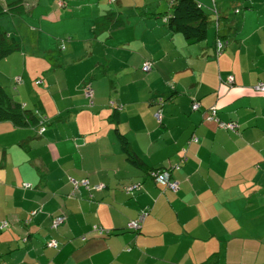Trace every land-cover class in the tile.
Here are the masks:
<instances>
[{
	"label": "crops",
	"instance_id": "obj_1",
	"mask_svg": "<svg viewBox=\"0 0 264 264\" xmlns=\"http://www.w3.org/2000/svg\"><path fill=\"white\" fill-rule=\"evenodd\" d=\"M20 1L0 86L45 123H0V264H264V0H195L212 19L201 43L169 31L171 0ZM111 13L125 23L105 28Z\"/></svg>",
	"mask_w": 264,
	"mask_h": 264
},
{
	"label": "trees",
	"instance_id": "obj_2",
	"mask_svg": "<svg viewBox=\"0 0 264 264\" xmlns=\"http://www.w3.org/2000/svg\"><path fill=\"white\" fill-rule=\"evenodd\" d=\"M171 1H172L171 4L172 13L168 15V19H167V27L169 31L175 34L182 35L184 39L192 43L204 42L207 38L208 31L212 24L211 15L209 13H206L205 10L203 9V6L200 3L196 2L195 0H171ZM60 3H62V5H60ZM63 4H64L63 1L59 2L60 6H63ZM26 12L27 9L24 3L20 0L11 3L7 6H3L2 4H0V62L7 59L9 56L13 55L14 53L19 52L22 47L20 43H12L9 41L8 33L4 30L1 20L8 16H13L16 14L22 15ZM100 19H102L103 22L105 23V28H110V29L119 28L125 23L124 19L119 17V15H117L116 13L104 15ZM98 28L101 29L100 23ZM208 113H209L208 117H210L209 109H208ZM1 122H10L17 127L36 126L39 127V130H41L42 128H44L43 125L45 123V120L40 119L39 113L33 112L32 110H28L22 104L16 102L9 95L7 90L3 86H0V123ZM238 130L239 127L236 131H234V133L237 132ZM117 135L121 144V149L123 153L126 155L127 160L134 166L142 167L144 163L140 161L134 154L131 153L129 142L126 139V137L120 134L119 131L117 132ZM157 170H162V169H157ZM153 171L156 170L150 171L149 172L150 176ZM99 230L101 232L104 231L103 228H99Z\"/></svg>",
	"mask_w": 264,
	"mask_h": 264
},
{
	"label": "built area",
	"instance_id": "obj_3",
	"mask_svg": "<svg viewBox=\"0 0 264 264\" xmlns=\"http://www.w3.org/2000/svg\"><path fill=\"white\" fill-rule=\"evenodd\" d=\"M109 2H114L115 0H108ZM60 5H62V3H60ZM226 43L222 42L221 40H219L216 44V51L217 54H220L224 48ZM151 70V64H146L143 68L144 72H149ZM227 83L229 85L234 84V78L233 76H229L228 77V81ZM255 91L260 92L262 94H264V81L258 83L255 86ZM86 94L88 96H91L92 93L90 90H88L86 92ZM193 110L197 111L200 109V104L199 103H194L193 104ZM210 112V117L209 119L212 121H216V123L218 124L220 129H224V130H229V131H236L238 129V125L234 122H224L222 121L219 117H218V109L216 107H212L209 109ZM161 113L160 111H158L155 114V118L160 122L161 121ZM44 132V128H42L40 130V133ZM171 171L167 170V169H162V170H156L153 171L151 176L153 177L154 181L162 186H164L166 189H169L173 192H177L179 190V182L177 180H173L171 177ZM75 185H78L77 181H73ZM83 184H87L85 181L83 182ZM138 189V185H132V186H128L125 188L127 193H132L134 190ZM147 213H141V215L139 216V218L137 220H133L131 223H129V229L133 230V231H140L142 229V225L144 223V220L146 218ZM65 216L64 215H60L59 217H57L54 221L53 227L57 228L59 227L62 223H64L65 221ZM7 223H4L3 227L6 226ZM51 246H56V242H51L50 243Z\"/></svg>",
	"mask_w": 264,
	"mask_h": 264
},
{
	"label": "rangeland",
	"instance_id": "obj_4",
	"mask_svg": "<svg viewBox=\"0 0 264 264\" xmlns=\"http://www.w3.org/2000/svg\"><path fill=\"white\" fill-rule=\"evenodd\" d=\"M164 3H167L168 4V0H162ZM168 10V9H167ZM165 12H167L166 11V9H165ZM8 17H11V16H8Z\"/></svg>",
	"mask_w": 264,
	"mask_h": 264
}]
</instances>
